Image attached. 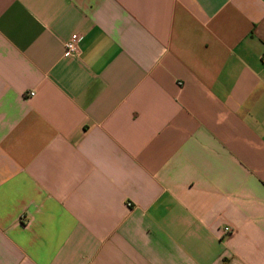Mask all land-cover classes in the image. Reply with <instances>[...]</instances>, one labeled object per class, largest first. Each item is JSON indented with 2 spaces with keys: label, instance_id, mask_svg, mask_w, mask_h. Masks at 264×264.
<instances>
[{
  "label": "crops",
  "instance_id": "0c3cea01",
  "mask_svg": "<svg viewBox=\"0 0 264 264\" xmlns=\"http://www.w3.org/2000/svg\"><path fill=\"white\" fill-rule=\"evenodd\" d=\"M263 56L264 0H0V264H264Z\"/></svg>",
  "mask_w": 264,
  "mask_h": 264
},
{
  "label": "built area",
  "instance_id": "2783aa9c",
  "mask_svg": "<svg viewBox=\"0 0 264 264\" xmlns=\"http://www.w3.org/2000/svg\"><path fill=\"white\" fill-rule=\"evenodd\" d=\"M81 40V37L74 33L70 36V38L65 41L64 43V54L65 55H73L77 54L79 50V41ZM262 60L264 61V56L262 57ZM33 91H30L28 95H33ZM229 230L228 227H224L223 231L227 232Z\"/></svg>",
  "mask_w": 264,
  "mask_h": 264
}]
</instances>
